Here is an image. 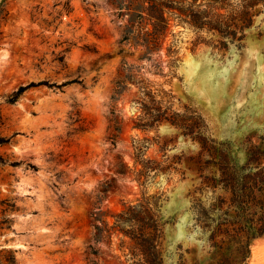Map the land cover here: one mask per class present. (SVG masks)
Here are the masks:
<instances>
[{
    "label": "rangeland",
    "instance_id": "obj_1",
    "mask_svg": "<svg viewBox=\"0 0 264 264\" xmlns=\"http://www.w3.org/2000/svg\"><path fill=\"white\" fill-rule=\"evenodd\" d=\"M120 1L0 0V264H131L113 226L152 222L128 208L146 198L165 264L213 263L192 204L230 171L219 154L264 141V0Z\"/></svg>",
    "mask_w": 264,
    "mask_h": 264
},
{
    "label": "trees",
    "instance_id": "obj_2",
    "mask_svg": "<svg viewBox=\"0 0 264 264\" xmlns=\"http://www.w3.org/2000/svg\"><path fill=\"white\" fill-rule=\"evenodd\" d=\"M120 9H139L133 8L127 0L119 2ZM141 11V10H140ZM170 16H165L161 11L154 29L149 32L151 38L143 37L147 45L154 47L160 41L165 29L169 26ZM143 15L138 12L130 13V25L127 32L132 31L133 25L140 23ZM180 23L186 20L180 19ZM161 27V28H160ZM72 81H78L74 79ZM47 85L53 87L54 83L42 81L21 86L15 91L7 101L15 102L25 90L31 87ZM118 130V127H116ZM10 138L0 137V144L4 145ZM252 150V154L247 157V161L240 165L236 155L232 153L219 154L221 162L229 164L230 171L220 173L213 172L209 179L213 181V193L217 194L210 203L197 198L193 202L192 208L196 209V220L201 223L205 232L208 233L207 243L210 246V253L213 255L212 264H247L251 256V242L259 237H264V141L261 144L252 143L251 140L243 142ZM223 146L230 148L227 144ZM213 161L209 158L205 164L209 166ZM207 178L203 180L204 186L195 188L204 194L207 190ZM149 200L146 198L135 204L130 205L129 210H137L147 214L149 220L146 225L139 230L134 226L125 228L121 222L123 213L116 215L114 228L120 227L125 235H129L136 240L134 250L131 253V264H165L163 251L159 242V225L154 219ZM98 216L96 215V220ZM154 226V228H151ZM98 233L102 228L96 227ZM140 246V248H139ZM94 263H96L94 261Z\"/></svg>",
    "mask_w": 264,
    "mask_h": 264
}]
</instances>
